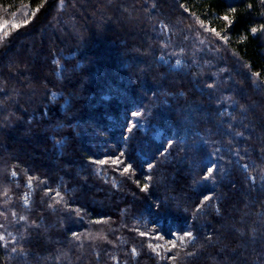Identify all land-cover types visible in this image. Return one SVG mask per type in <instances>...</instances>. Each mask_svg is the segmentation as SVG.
I'll return each mask as SVG.
<instances>
[{"label": "trees", "instance_id": "trees-1", "mask_svg": "<svg viewBox=\"0 0 264 264\" xmlns=\"http://www.w3.org/2000/svg\"><path fill=\"white\" fill-rule=\"evenodd\" d=\"M11 19L0 39V264H264V0H0V23ZM161 23L197 67L159 63L172 50ZM148 110L163 148L129 122ZM194 132L206 142L193 144L198 162L209 143L225 160V185L206 194L181 175L193 153L177 155ZM108 143L117 149L102 152ZM173 162L170 193L191 199L175 218L151 200ZM146 211L175 236L164 263L135 221Z\"/></svg>", "mask_w": 264, "mask_h": 264}, {"label": "rangeland", "instance_id": "rangeland-1", "mask_svg": "<svg viewBox=\"0 0 264 264\" xmlns=\"http://www.w3.org/2000/svg\"><path fill=\"white\" fill-rule=\"evenodd\" d=\"M13 25L14 23L11 20H6L0 23V39L4 37L5 34H8L10 31H12L13 29ZM160 33L164 39V44L165 45H169L170 47L172 46V50L170 51L169 54L166 55H161L158 59L159 63H161L162 65L166 66L168 70L170 71H179L182 72L184 74H186L189 70L191 71L192 67H197V66H191V64H189L185 58V54L187 53L182 46L177 47H173V43H170L172 41V37L174 35V33L172 31H170L167 27L166 24H160ZM7 31V32H6ZM172 34V37H171ZM171 40V41H170ZM63 69L62 64L58 65V72L57 74H60L61 71ZM199 70H201V68L198 67ZM181 74V73H180ZM183 74V75H184ZM219 86H226L227 87V80L222 82H218ZM61 94L58 92H53L51 94V98L52 100H56L61 98ZM236 97V96H235ZM171 98V95H165V104L167 103V100L169 101ZM173 99V98H171ZM163 100V101H164ZM247 102H245L246 104ZM229 105V104H228ZM234 105V104H233ZM254 107V106H253ZM252 107V108H253ZM257 107V105H256ZM221 114H223L222 116H228L230 117V110L228 111L227 109H222L220 111ZM130 121L132 123L131 120L134 121L135 124V128H138L143 134H145L146 136L149 137L150 140L153 141V145H151L152 148L154 147H160L163 148V145H165L167 143V134H166V129L164 128L163 124L161 123L160 119H156L155 115L153 114V112H151L150 110L147 111V113H138V114H134V113H127ZM232 116V115H231ZM196 117V116H195ZM190 141H186L183 144H180L177 146V155H179L181 152L185 151H191L193 153L192 156H190L189 160H184L181 162L180 166L185 163L188 166V169L184 170V172L181 174L183 175L182 177H186L189 178L188 183H186V186H188L187 189H191V187H193V182H195V180H198V182H200V184L202 185L203 188H199L198 191L200 194L204 193V192H211L209 187L210 186H214L216 188H218L219 186H217V184L215 185V183H219L218 185H223L224 184V176H223V172L221 171V166L222 162H225L223 156L219 155V151L221 148L219 145L216 146V144L213 143H209L212 146L213 149V154L210 152L209 155L211 158H207L204 161L198 162L197 156H195L194 154V148H193V144H201V145H205L206 142L204 141L205 138L201 137V134L194 132V134L190 135ZM162 146V147H161ZM219 146V147H218ZM107 148V150H106ZM117 149V147L115 145H113V143H108L106 147H101L102 152H112L114 151L113 149ZM143 153H145V151H143ZM114 157V158H113ZM112 158H110L111 160H113V162H115L116 164L120 165V163H118V161L123 162V159L119 157V155L115 154L113 155ZM218 161V164L216 165V163L212 160L215 159ZM148 159V158H147ZM146 160V159H145ZM150 161V160H148ZM167 161H169V159H163L162 163H167ZM126 164V163H125ZM173 165L171 166V168H175L173 169V175H170L169 179L170 182L165 181L166 178L164 177L165 175L162 173L164 172V170H159L158 171V179L156 180V183H161L157 189H158V196H156V198L152 197V201L155 200V202H157L158 204L163 203V212L168 213L170 216L172 217H179L181 213H185L186 212V206H188V204L191 202V199H187L184 198L183 196L185 194H181V193H177V195H172L171 192V187L173 185V183L175 182V176L177 178L178 174H179V168L180 166H178V163H172ZM175 164V165H174ZM242 164V163H241ZM214 165V166H212ZM196 166V168H194ZM193 167V169H191ZM201 167V168H200ZM241 167L243 168V170L247 171V166L245 164H242ZM128 168H130V164L128 166ZM126 168V169H128ZM199 168L201 170V172H199ZM212 168L213 171L211 173L208 172V169ZM102 170L103 169H99L98 168V172L99 174L102 175ZM252 172L248 171V176L252 178ZM216 178L214 179V182L209 181L208 179L212 178V177ZM198 177L200 179H198ZM13 178H16L15 175H13ZM104 178H108V176L105 174ZM225 185V184H224ZM28 191L24 193L23 195V205L25 207H27L29 205L30 202V197H31V191H32V186L31 184L27 185ZM204 193V194H206ZM205 196V195H204ZM155 197V196H154ZM157 197H159L157 199ZM235 211V209H233ZM232 210V212H233ZM8 218H4V219H0V224L5 225V223H7ZM135 221H138L139 223H141L142 225L144 224V228L147 230H150L153 232L152 236V247L153 250L156 252L157 256L159 257V259H161L160 261L162 262L163 260H165L166 258H168V255L171 253L172 251V245L173 243L176 241L175 236L172 237L174 239H170L169 237L167 238V236H164L161 234V232L158 231V220L155 214H151V212L146 211V212H142L140 214V216H138V218H135ZM228 221L233 222L232 219H228ZM200 224H202V222H200ZM6 235V234H5ZM185 233L183 235H179L181 238L184 237ZM4 234H0V237H3ZM7 236V235H6ZM189 236V234H188ZM5 237V236H4ZM164 263V261L162 262Z\"/></svg>", "mask_w": 264, "mask_h": 264}, {"label": "snow or ice", "instance_id": "snow-or-ice-1", "mask_svg": "<svg viewBox=\"0 0 264 264\" xmlns=\"http://www.w3.org/2000/svg\"><path fill=\"white\" fill-rule=\"evenodd\" d=\"M125 171H127V169H125ZM212 171H213L212 168H209V169H208V172H209V173H211Z\"/></svg>", "mask_w": 264, "mask_h": 264}]
</instances>
